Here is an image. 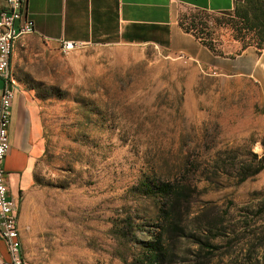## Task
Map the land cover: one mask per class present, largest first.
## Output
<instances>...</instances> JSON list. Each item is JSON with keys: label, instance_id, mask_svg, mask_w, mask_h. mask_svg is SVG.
<instances>
[{"label": "rangeland", "instance_id": "1", "mask_svg": "<svg viewBox=\"0 0 264 264\" xmlns=\"http://www.w3.org/2000/svg\"><path fill=\"white\" fill-rule=\"evenodd\" d=\"M178 19L217 51L233 49L232 11L180 5ZM12 65L43 124L27 264H142L139 241L157 228L156 200L141 193L142 182L154 177L153 168H174L181 154L190 153L189 174L199 185L183 224L198 237L209 211L242 226L241 209L264 190V170L220 188L200 180L199 172L218 148L264 152V104L252 80L212 74L154 44H87L65 53L35 34L17 41ZM50 85L58 95L47 96ZM127 222L133 224L123 228L125 239L118 229ZM243 233L249 237L251 230L241 227ZM234 240H220L214 253L203 250L200 264H264L242 252L244 240ZM198 247L194 237L181 236L169 264H196Z\"/></svg>", "mask_w": 264, "mask_h": 264}, {"label": "crops", "instance_id": "2", "mask_svg": "<svg viewBox=\"0 0 264 264\" xmlns=\"http://www.w3.org/2000/svg\"><path fill=\"white\" fill-rule=\"evenodd\" d=\"M236 3L237 0H27L25 16L34 22L32 34L53 43L60 44L68 39L105 46L154 44L172 48L180 57L205 67L212 74L237 76L239 81L242 78L252 80L264 104V46L243 48L241 42L234 39L229 46L235 51L213 50L200 38L185 32L179 23L180 5L223 13L233 12ZM5 4L6 0H0V9ZM10 66L13 71L12 60ZM193 86L194 80L189 79V95ZM3 87L0 77V104ZM11 109V148L4 166L9 193L16 202L25 250L29 233L36 229L33 212L37 203V165L43 154V124L36 103L19 83ZM9 260L8 245L1 235L0 225V262L8 263Z\"/></svg>", "mask_w": 264, "mask_h": 264}, {"label": "trees", "instance_id": "3", "mask_svg": "<svg viewBox=\"0 0 264 264\" xmlns=\"http://www.w3.org/2000/svg\"><path fill=\"white\" fill-rule=\"evenodd\" d=\"M233 17L235 30H237L235 39L243 43V48L256 45L260 49L264 46V0H237ZM180 25L184 28L183 22ZM185 29L190 32V28ZM205 44L217 50L211 44ZM58 94L55 86L50 85L47 88L48 97ZM260 142L264 148V136ZM214 146V144L208 146L207 150ZM193 161L190 153L181 154L174 168L168 167L166 170L153 168L151 172L154 177L142 182L141 193L156 200L154 217L157 221V228L155 232H151L150 239L139 241L141 245L140 262L142 264H169L175 254L173 250L175 241L181 236H191L199 244L196 251V264H200L201 253L204 251L214 253L213 249H220V240L230 243L237 237L239 242L243 241L247 234L241 235V227L251 230V235L243 241L246 244L242 247V252L257 262L260 260L259 257L264 259V190L254 191L255 203L241 209L245 211L242 226H238L237 223L227 224L219 216V211L214 213L209 211L207 215L203 214L206 218L205 224L201 226L200 231L197 230V233L203 237H198L194 232H187L183 217L185 210L186 213H190L192 197L199 188L198 183L189 174L190 166L194 164L191 163ZM205 164L203 169H200V165L195 168V170L200 169V180L214 184L215 188L225 186V180L228 179L241 184L264 170V152L259 154L250 148L244 153L240 146L218 148L209 155ZM228 213L227 209L224 215ZM132 224L127 222L123 227H119L120 237L127 239L126 231L122 230ZM123 260L127 261L126 258Z\"/></svg>", "mask_w": 264, "mask_h": 264}, {"label": "built area", "instance_id": "4", "mask_svg": "<svg viewBox=\"0 0 264 264\" xmlns=\"http://www.w3.org/2000/svg\"><path fill=\"white\" fill-rule=\"evenodd\" d=\"M27 0H6L0 9V77L4 81L0 104V225L1 235L10 253L9 262L0 264H27L21 239V230L15 210L16 202L9 193L5 160L10 152L9 124L11 122L12 100L18 82L11 69L15 43L21 37L35 32L34 22L25 16ZM87 43L62 40L60 47L67 53Z\"/></svg>", "mask_w": 264, "mask_h": 264}]
</instances>
